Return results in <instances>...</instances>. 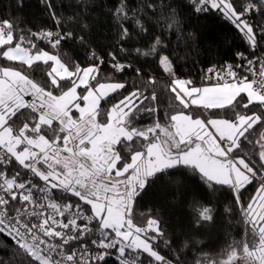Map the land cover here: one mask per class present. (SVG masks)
Segmentation results:
<instances>
[{"label":"snow or ice","instance_id":"6c2138e0","mask_svg":"<svg viewBox=\"0 0 264 264\" xmlns=\"http://www.w3.org/2000/svg\"><path fill=\"white\" fill-rule=\"evenodd\" d=\"M44 2L60 28L50 0ZM191 2L197 13H222L253 52L264 42V22L250 20L253 12L264 17V0H241L239 7L234 0ZM146 7L175 22L174 10L164 12L170 4ZM113 15L121 39L130 35L129 20L147 31L138 11L123 2ZM72 38V31L25 32L0 21V60L33 71L47 65L44 83L23 69L0 65V234L17 248L18 264H108L112 258L117 264H145L141 253L155 264H179L154 246L171 244L161 221L148 216L144 223L134 222V210L150 180L180 168L198 173L210 186L230 188L246 226L245 238L228 244L221 258L196 264H264V57L238 52L241 63L235 67L242 72L230 64L209 69L217 83L197 87L175 78L171 60L160 53L159 36L147 50L136 48L139 55L158 56L173 77L167 90L181 109L165 112L161 123L156 91L146 94L155 78L122 94L125 82L97 79L105 61L94 51L92 63L82 67L36 43L58 50ZM108 55L115 72L131 69ZM192 106L204 111L186 114ZM140 112L151 115L152 123L137 125ZM254 183L255 195L244 203L243 191ZM191 209L197 224L212 219L211 209L197 201Z\"/></svg>","mask_w":264,"mask_h":264},{"label":"trees","instance_id":"16d2710c","mask_svg":"<svg viewBox=\"0 0 264 264\" xmlns=\"http://www.w3.org/2000/svg\"><path fill=\"white\" fill-rule=\"evenodd\" d=\"M50 2L60 18V28L57 27L44 0H0V21L9 20L25 32L29 29L33 32L72 31L73 38L62 42L58 50L51 49L46 42L39 40L36 41L37 46L50 52H58L63 61L73 60L82 67L92 63L89 57L94 51L105 61L100 66V76L97 79L102 82L109 78L112 81L125 82L128 87L121 90L122 94L131 91L137 82L139 86L144 87L149 77L155 78V85H149L146 94H150L152 90L156 91L161 123H165V112L173 114L181 109L167 90V85L173 77L164 72L158 56L139 55L134 51L136 48L147 50L159 36L162 41L160 53L167 55L171 60L175 78L191 80L193 85L216 83L217 81H203L202 76L212 67L235 63L238 52H243L249 59L264 57V42H261V47L253 52L242 34L222 13L212 10L197 13L191 0H50ZM122 2L131 12L138 11L147 29L146 32L139 31L129 20L125 22V26L128 27L130 35L124 39L120 38V28L113 12ZM240 2L241 0H234V6L239 7ZM149 3L157 7L170 4L171 8L164 9V12L174 10L175 22L170 21L167 15L161 19L159 11L153 14L154 10L146 7ZM250 20L253 23H262L264 17L257 13ZM170 23L171 27L168 26ZM80 37H83V41ZM121 48L126 51H121ZM110 52L114 53L121 63L130 64L131 69L115 72L110 66L113 63L108 55ZM0 65L23 69L30 78L39 83H44L47 79L43 71L47 65H40L36 71L3 60H0ZM135 69L140 70L139 76ZM184 111L200 113L204 110L189 108ZM137 115V125L152 123V116L148 113L140 112ZM257 186L254 183L243 191L244 203H248V197L255 195ZM193 201L211 209L210 221L196 223L191 209ZM148 216L161 221L164 239L171 242L170 246H166L162 241H158L154 245L156 250L169 260L178 259L179 264H196L197 260L205 257L219 259L228 244L245 238L246 226L232 190L227 186L214 184L210 186L191 169L170 170L168 174H160L158 179L149 181V185L138 198L134 222L144 223ZM16 253L17 248L12 241L0 234V264H18L19 257ZM141 256L145 264H155L146 254L141 253ZM108 264L117 262L112 258L108 260Z\"/></svg>","mask_w":264,"mask_h":264},{"label":"built area","instance_id":"2783aa9c","mask_svg":"<svg viewBox=\"0 0 264 264\" xmlns=\"http://www.w3.org/2000/svg\"><path fill=\"white\" fill-rule=\"evenodd\" d=\"M255 15H257V12H253L252 14H251V16H250V18L251 17H254ZM49 31H53V30H49ZM238 63H241V61H239L238 59H237V61L235 62V63H226L224 66H222V67H217V66H215V67H212V68H210V69H215L216 71H221L222 69H225L226 67H227V65H232L233 66V69L235 70V71H237L238 73H240V72H242V69H236V65L238 64ZM259 69V63L257 64V70ZM244 74H247V75H249V78H251V74L250 73H244ZM202 80L203 81H207V82H216L217 80H216V78H215V76H214V74L213 73H209V71H206L205 72V74L202 76ZM222 82V81H221ZM59 241H57V243H58Z\"/></svg>","mask_w":264,"mask_h":264},{"label":"rangeland","instance_id":"374dc122","mask_svg":"<svg viewBox=\"0 0 264 264\" xmlns=\"http://www.w3.org/2000/svg\"><path fill=\"white\" fill-rule=\"evenodd\" d=\"M184 80H186V79H184ZM217 83V82H216ZM216 83H205V84H202V85H193V86H197V87H206V86H212V85H215ZM191 109H197V108H195V106H192V107H190ZM203 110V109H202ZM186 114L188 113V112H185ZM74 115H78V114H74ZM237 264H243V261H238L237 262Z\"/></svg>","mask_w":264,"mask_h":264},{"label":"water","instance_id":"95a60500","mask_svg":"<svg viewBox=\"0 0 264 264\" xmlns=\"http://www.w3.org/2000/svg\"><path fill=\"white\" fill-rule=\"evenodd\" d=\"M258 1V0H257Z\"/></svg>","mask_w":264,"mask_h":264}]
</instances>
